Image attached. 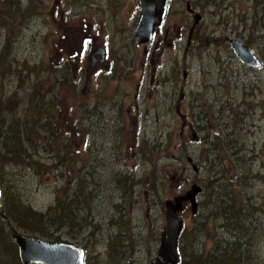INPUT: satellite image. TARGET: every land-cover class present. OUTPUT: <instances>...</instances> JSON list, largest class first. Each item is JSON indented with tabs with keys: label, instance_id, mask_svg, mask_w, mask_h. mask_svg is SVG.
I'll return each mask as SVG.
<instances>
[{
	"label": "rangeland",
	"instance_id": "rangeland-1",
	"mask_svg": "<svg viewBox=\"0 0 264 264\" xmlns=\"http://www.w3.org/2000/svg\"><path fill=\"white\" fill-rule=\"evenodd\" d=\"M6 2L19 14L10 17L7 32L0 30V54L10 69L0 74V118L7 123L15 115L38 133L29 136L33 145H23L26 156L0 152L6 191L42 215L56 206V196L64 207L71 201V228L50 234L81 249L85 264H150L166 229L164 202L184 194L193 180L205 189L215 175L220 181L198 197L195 215L189 206L176 215L184 242L207 253L224 235L223 208L240 201L247 220L259 221L251 250L264 264V213L250 206L264 212V0H171L155 42L164 32L167 38L147 56L133 36L137 0H0ZM186 2L201 18L188 46L193 20ZM85 36L88 46L98 47L91 58L110 59L116 75L94 77L91 53H75ZM247 39L260 70L240 65L231 52L228 40ZM180 91L188 126L183 140L175 114ZM93 99L103 105L94 101L92 107ZM201 110L207 121L198 125L194 117ZM220 129L232 135L228 141L237 140L242 149L235 147V159L245 158L255 177L244 186L234 182L238 166L221 151L225 139L214 140ZM212 139L217 157L206 153ZM124 179L133 181L132 189L121 185ZM6 191L0 202L7 205ZM219 198L225 199L221 205ZM58 224L63 222L56 219ZM6 227L9 242L0 245V264H20L13 236H29Z\"/></svg>",
	"mask_w": 264,
	"mask_h": 264
},
{
	"label": "trees",
	"instance_id": "trees-1",
	"mask_svg": "<svg viewBox=\"0 0 264 264\" xmlns=\"http://www.w3.org/2000/svg\"><path fill=\"white\" fill-rule=\"evenodd\" d=\"M214 1V0H212ZM19 14V8L16 6H11V3L6 2L4 4L0 3V30L7 32L10 29L8 21L13 15ZM256 20L252 18V24L250 26H255ZM2 28V29H1ZM252 29L249 27L248 35L252 34ZM245 47L251 50V42L249 39L245 40L242 43ZM4 52L0 54V74L9 73V64L4 59ZM6 71V72H4ZM200 113H197L194 117L195 123L204 124V121H207V114L205 111L201 110ZM35 112L27 113V116L34 115ZM4 116L0 118V152L2 156L14 159H20L22 156H26L25 150L23 148L24 144L33 145L32 141H29V136L38 137L36 129H33V132H29V129L24 124L20 117L10 118V121L5 123ZM204 127H200L199 130L203 131ZM234 130V129H233ZM226 130L220 129L218 134L214 137V140L218 141L219 137H223L226 142H220L223 144L221 151L227 153V163H233L238 166V169L233 171L234 182L240 187L246 184L247 179H255L251 174V169L246 163L245 158H240V160L235 159L239 155V151L235 149L238 146L237 140L228 141L232 135L225 134ZM214 140L212 139V144L208 146L207 155L215 156L219 151H215L212 147L214 146ZM208 145V143H207ZM238 149L242 147L238 146ZM180 151V150H179ZM152 153V152H151ZM12 156V157H11ZM186 158L189 156H185ZM233 159V160H232ZM193 161V160H192ZM214 162V161H213ZM212 162V163H213ZM210 167L212 165L210 164ZM225 167H223L219 173L223 174L225 177ZM194 181V180H193ZM220 181L216 178L215 175L209 177L206 182L205 189L212 187ZM121 185L126 189L133 188V181L129 179H124L121 182ZM202 193L204 190L203 186ZM229 188V187H227ZM3 189L6 191L3 183L0 182V199L4 197ZM7 192V191H6ZM8 193V192H7ZM8 203L2 204L0 202V245L3 241L8 239V230L6 225H11L13 230L22 231L23 234H27L31 239H37L43 241L47 244H56L55 236L50 234V231H59L62 227L71 228L73 220V210L71 209L72 202L69 201L65 207L60 204L59 196L56 201V206L53 209L47 211L44 215L33 211L31 208L24 206L20 199L17 198L14 194L8 193ZM77 196V193L75 194ZM224 197L227 199L223 192ZM225 199L219 198L216 200L217 204H223ZM71 202V203H70ZM240 201H234L229 208H223L222 215V228L224 229V235L218 237L212 243L210 250L205 253L202 247V250L199 251L195 249L194 243L189 242L185 243L183 238L185 236V231L182 230L179 240H178V255L179 263L178 264H261L252 255V245L253 238L257 231V225L259 221L250 222L247 220L246 216L242 213V208ZM248 205V203H245ZM61 205V206H60ZM250 205V204H249ZM63 206V207H62ZM251 209L255 213H264L263 211L255 208L253 205H250ZM258 211V212H256ZM56 219L62 221L63 224H58L61 226H56ZM248 224V225H247ZM247 225V226H246ZM27 238V237H26ZM60 243V242H59ZM12 248L13 243L10 242ZM0 263L1 257H0Z\"/></svg>",
	"mask_w": 264,
	"mask_h": 264
},
{
	"label": "water",
	"instance_id": "water-1",
	"mask_svg": "<svg viewBox=\"0 0 264 264\" xmlns=\"http://www.w3.org/2000/svg\"><path fill=\"white\" fill-rule=\"evenodd\" d=\"M139 19L134 31L136 44L144 46V53H147L155 29L163 23L168 0H137ZM187 8L189 6L187 5ZM200 16L193 17V26L188 37L190 43L191 34L195 26L200 21ZM229 47L235 59L240 65L253 70H260L262 64L254 56L253 52L239 41L228 40ZM102 52H100L101 54ZM96 54H93L95 56ZM103 59L104 54H101ZM185 77V74H183ZM184 94L180 91L175 105V113L181 121V131L186 127V117L180 114V105ZM194 138V135H193ZM191 163L192 160L188 159ZM192 170L197 173L198 169L192 166ZM201 187L193 184L183 195L174 198L172 201L164 203L166 229L160 236V246L157 255L150 264H178L179 256L177 251L178 240L183 228V222L177 218V214L182 211L183 204L190 205L192 215L197 209L196 199L201 194ZM13 241L17 249V257L20 264H83V251L64 243L47 244L43 241L25 238L19 235L13 236ZM125 264H133L127 261Z\"/></svg>",
	"mask_w": 264,
	"mask_h": 264
},
{
	"label": "flooded vegetation",
	"instance_id": "flooded-vegetation-1",
	"mask_svg": "<svg viewBox=\"0 0 264 264\" xmlns=\"http://www.w3.org/2000/svg\"><path fill=\"white\" fill-rule=\"evenodd\" d=\"M170 2H171V0H169V2H168V6H169V4H170ZM137 5H138V3H137ZM187 5L189 6V8H187ZM168 9H169V7H167L166 8V12H165V17H166V14H167V11H168ZM185 10H186V13L188 14V15H191L192 16V20H193V17L196 15L195 13H194V11L191 9V5H190V3L189 2H186V8H185ZM138 19H139V16H138V18H137V22H136V24H135V28H136V26H137V23H138ZM164 22H165V18H164ZM164 22L162 23V25L159 27V28H157L156 30H155V32H154V35H153V39H152V42H151V45H150V47H149V49H148V51H147V53L146 54H144L143 53V50H144V46H138L137 44H136V42H135V45H136V47L137 48H140V47H142V54H144V56H147V55H150L151 53H153V52H156L158 49H159V46L161 45V42H160V39L162 40V41H165L166 40V38H167V35H168V33L167 32H164V34H163V38H160L158 41H156L155 42V37H156V35H158L159 33H160V31H161V29L163 28V25H164ZM193 25V24H192ZM192 27V26H191ZM135 28H134V31H135ZM190 30H191V28H190ZM190 30H189V32H188V36H187V46H188V37H189V34H190ZM134 31H133V36H134ZM194 32V31H193ZM193 32H192V34H191V38H190V41H191V39H192V35H193ZM89 39L90 38H88L87 36H85L83 39H82V43H81V41H80V48H79V51L77 52V51H75V53H77V54H79V52L81 51L82 52V49L84 48L85 49V54H87L88 52L89 53H91L90 54V56H89V62H90V68H91V71H92V73H94L95 71H96V73H94V77H96V78H103V79H105V78H107V79H109V78H111V77H113L114 75H116V73H115V71H114V69H113V71H112V66H111V68H110V59H109V63H107V62H103V61H101L100 60V58L99 59H97V58H91V55L93 54V52H95L97 49H98V47H91V46H88V42H89ZM134 41H135V39H134ZM189 45H190V43H189ZM82 46H84V47H82ZM101 49H103V51H104V54H105V60H107L108 59V57H107V55H106V53L108 54V52H106V49L104 48V47H101ZM87 55H89V54H87ZM110 55V54H109ZM85 60H86V58H84ZM115 68V67H114ZM183 77H184V75H183ZM95 78V79H96ZM104 81V80H103ZM110 86V85H109ZM109 86H107V87H109ZM155 86H156V88L158 87V83H156L155 84ZM91 91H89V93H90ZM94 92V90L92 91V93ZM111 100V99H110ZM109 100V101H110ZM93 101V105H92V107L94 106V101L96 102V103H98V102H100V100L98 99H93L92 100ZM104 101L106 102V99L104 98ZM107 103V102H106ZM100 105H103V103L102 102H100ZM87 107V106H86ZM117 111V114L119 113L120 114V116H122V113H121V111L119 110V112H118V110H116ZM99 113H100V115H99V120H101L102 119V116H103V111H101V110H99ZM116 117H117V115H116ZM90 125V124H89ZM102 126V125H101ZM90 127H91V125H90ZM121 127V122H120V124H119V126H118V129H117V132L119 133V131H120V128ZM181 136V138L183 137V134L182 135H180ZM193 182V181H192ZM185 206H188V204H184ZM17 250V249H16ZM84 255H85V253H84Z\"/></svg>",
	"mask_w": 264,
	"mask_h": 264
},
{
	"label": "bare ground",
	"instance_id": "bare-ground-1",
	"mask_svg": "<svg viewBox=\"0 0 264 264\" xmlns=\"http://www.w3.org/2000/svg\"><path fill=\"white\" fill-rule=\"evenodd\" d=\"M2 29V28H1ZM1 32V31H0ZM9 60H11V59H9ZM230 140V139H229ZM202 145V144H201ZM90 148V147H89ZM97 149V148H96ZM106 149V148H105ZM260 172V171H259ZM65 245H69V246H72V247H74V248H76V246H74V245H71V244H67V243H64ZM2 262V261H1Z\"/></svg>",
	"mask_w": 264,
	"mask_h": 264
}]
</instances>
